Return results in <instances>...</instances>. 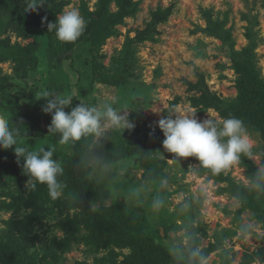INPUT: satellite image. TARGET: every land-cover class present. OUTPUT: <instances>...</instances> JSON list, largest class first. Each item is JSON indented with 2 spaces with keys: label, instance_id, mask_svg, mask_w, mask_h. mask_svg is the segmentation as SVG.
<instances>
[{
  "label": "rangeland",
  "instance_id": "rangeland-1",
  "mask_svg": "<svg viewBox=\"0 0 264 264\" xmlns=\"http://www.w3.org/2000/svg\"><path fill=\"white\" fill-rule=\"evenodd\" d=\"M57 1L66 4L60 13L75 8L84 19L87 13L106 8L104 22L98 24L87 42L75 47L71 64L65 62L62 66L66 76L62 80L68 79L70 95L75 100L83 102L78 87H87L85 69L90 64L111 69L119 62L132 61L123 88L95 86L90 102L100 111L105 105L116 107L135 127L102 128L93 142L100 144L114 138L129 142L136 137L142 140L144 134L160 139L158 147L152 140L148 146L159 150L157 157L163 162L154 183L144 181V165L134 159L116 166L92 163L91 182L102 195L92 209L124 206L129 214L142 220L140 224L154 242L172 255L178 248L187 247L188 233L194 228L197 249L216 245L206 264H264V223L258 219L261 212L243 209L230 193V182L253 188L251 175L264 179L262 124H246L252 155H241L238 164L220 173L221 180L199 168L194 157L177 159L167 153L162 147L163 133L157 126L163 116L173 113L194 115L198 121L210 118L217 123L230 117L215 106H199L195 101L206 96L225 101L237 97L240 74L234 69V61L243 62L247 75L264 81V0H129V11L133 12L127 11L122 17L116 16L117 0ZM169 7L167 21L144 34L151 13ZM29 21L18 15L10 0H0V78L7 89V104L16 97L22 109L39 107L44 115L41 109L46 101L42 98L52 71L45 56L47 40ZM35 43L40 46L37 68L31 69L35 62L23 68L19 56L26 58V50ZM7 113L0 110L6 118ZM49 139L35 140L29 146L34 151L41 147L57 151ZM0 175V237L11 231L18 237V227L25 232L23 239L16 241L20 246L30 245L26 264H120L130 254L128 248L113 245L92 248L83 239L87 234L83 226L60 250L53 247L54 241L66 238L59 226L65 216L37 221L23 204L31 190L26 186L28 177L22 171L14 174L9 170ZM157 199L163 201L159 208L153 206ZM73 212L68 215L72 217ZM242 225L248 226L247 235L240 234ZM7 240L3 238V242ZM259 252L261 260L255 255ZM246 255L253 256V261L244 263Z\"/></svg>",
  "mask_w": 264,
  "mask_h": 264
},
{
  "label": "trees",
  "instance_id": "trees-1",
  "mask_svg": "<svg viewBox=\"0 0 264 264\" xmlns=\"http://www.w3.org/2000/svg\"><path fill=\"white\" fill-rule=\"evenodd\" d=\"M10 1L15 6L18 15L29 19L31 25L40 29L47 40L45 56H47V63L52 72L47 79L45 90L59 95H70L71 84L68 79L65 80L66 78L62 80L66 77L62 66L65 62L71 64L75 47L87 42L97 30L98 24L104 22L102 18L106 11L105 6L86 14L85 31L75 42L62 43L56 39L54 32L47 30V23L55 21L56 16L66 5L63 1L46 0L45 6L40 7L35 12L28 13L25 11L26 0ZM116 3L119 7L116 16L122 17L127 11L133 12V10L129 11L131 1L117 0ZM170 15V7L167 9L158 8L152 12L151 21L144 34H149L156 26L165 23ZM45 17L47 20L43 21ZM38 52H40V46L35 43L32 45V49L26 50V58L19 56L23 59L20 66L26 68L25 66L35 62L39 58ZM242 64L243 62L236 63L235 61L233 64L234 69L240 74L237 86L239 93L235 99L225 101L206 96L207 98L202 97L196 100L195 105L215 106L223 115L244 119L245 124H257L258 121L262 124L261 134L264 139V81H258L256 77L252 78L247 75ZM31 66L32 70L36 69V62L32 63ZM131 66L132 61L119 62L117 67L111 69H106L96 63L90 64V68L85 69L87 87L81 88L80 85L78 87L79 96H82L83 103L92 104L90 95L94 92L95 86L123 88L127 83ZM2 80L3 78H0V110H6L9 115L7 118L12 120L14 125L20 127L19 141L24 142L25 145H32L35 140H41L44 137L50 138V142L57 147L53 158L59 160L64 169V175L60 179L66 184V188L59 198L53 200L49 196L46 186L38 184L36 189H31L28 197L23 200L24 206L32 210L31 213L37 221L46 217L65 216L59 222V226L66 238L60 242L54 241L53 247L60 250V246L68 244L74 238L75 233L80 231L79 228L83 226L87 230L83 239L92 248L113 245L130 250V254L120 264H199V259L191 256V252L199 246L194 228H191L188 233L187 247L185 249L178 248L177 252L172 255L165 247L154 242V239L146 233L145 228L140 224L142 220L136 214H129L124 206L115 205L96 210L91 207L102 197L98 186L91 182L92 163L100 162L103 165L116 166L134 159L144 165L146 170L144 181L154 183L160 177L163 162L157 157L159 150L150 149L148 146L152 140L158 147L160 139L144 134L142 140L141 137H136L126 142V139L114 138L115 140H102L100 144H95L93 142L95 134H92L83 137L80 141L61 145L59 134L48 132L51 114L44 113L42 116L39 107H34L30 111L22 109L16 97H11L10 104H7L5 100L7 89L2 87ZM78 104L79 102L73 98L72 104L66 107L65 111H70ZM42 124L47 128H44ZM22 163L23 161L20 164L17 163V158L11 149L0 150V173L9 170V173L17 174L22 171ZM251 176L255 187L246 188L230 182V193L241 202L243 209L261 212L258 219L264 223V179L260 175ZM216 177L220 180L222 178L221 174L216 175ZM14 206L18 208L19 203L14 204ZM69 211H74L72 217L68 215ZM18 232V237L13 231L0 237V262L2 264H26L30 254V245L27 243L25 246L17 245L18 239H23L22 237L25 236L23 235L25 232L21 231L20 227H18ZM3 238L8 240L3 242ZM215 247L216 245L210 246L201 252L207 258L215 250ZM255 255L260 260L262 259L261 252ZM253 259V256L246 255L244 263L252 262Z\"/></svg>",
  "mask_w": 264,
  "mask_h": 264
},
{
  "label": "clouds",
  "instance_id": "clouds-1",
  "mask_svg": "<svg viewBox=\"0 0 264 264\" xmlns=\"http://www.w3.org/2000/svg\"><path fill=\"white\" fill-rule=\"evenodd\" d=\"M46 5V0H26V13L35 12ZM47 17L43 18L46 21ZM42 21V22H43ZM86 20L78 9H70L58 14L54 22L47 23V30L52 31L62 43L75 42L85 31ZM42 112L51 114L48 132L59 134L61 145L80 141L83 137L99 135L102 128L132 129L135 127L127 114L112 105H105L103 111L89 103L80 102L70 111L65 108L72 104L73 97L59 95L45 90ZM175 116V118H173ZM163 133L162 147L177 159L194 157L198 167L219 175L224 170L240 162L241 155H252V139L245 122L235 116L222 118L219 123L214 119L198 121L194 115L169 114L157 122ZM20 127L14 125L0 114V150L12 148L17 163L23 161L22 174L28 177L26 186L35 190L37 185H45L49 196L59 198L66 184L60 179L64 169L59 160L54 159V148L41 147L31 150L29 145H21ZM163 201L157 199L153 206L159 208ZM3 227V226H0ZM241 235L248 234V226L242 225ZM192 258H198L199 264H206V256L199 249L191 252Z\"/></svg>",
  "mask_w": 264,
  "mask_h": 264
}]
</instances>
